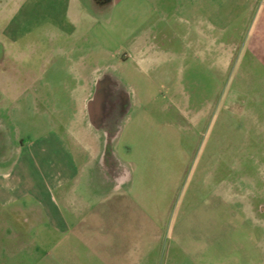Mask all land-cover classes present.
<instances>
[{"label":"rangeland","instance_id":"1","mask_svg":"<svg viewBox=\"0 0 264 264\" xmlns=\"http://www.w3.org/2000/svg\"><path fill=\"white\" fill-rule=\"evenodd\" d=\"M71 2L0 0V264H264V0Z\"/></svg>","mask_w":264,"mask_h":264},{"label":"crops","instance_id":"2","mask_svg":"<svg viewBox=\"0 0 264 264\" xmlns=\"http://www.w3.org/2000/svg\"><path fill=\"white\" fill-rule=\"evenodd\" d=\"M69 1L70 2L72 1L71 3H73V4L77 3V0L76 1L75 0H65V3L69 2ZM83 1L89 2L91 8L94 9V11H101L102 9L111 7L115 0H82V3H83ZM118 2L119 1H117L116 3H118ZM145 2L150 3V4L154 3V7L157 10L160 9L161 11L169 8L170 6H168V5H171V7H170L171 9L190 8L189 7L190 0H169V2H168V0H145ZM208 36H206V37L210 40V37H208ZM152 40L153 39L151 37L145 36V37L140 38L138 41H134L133 48H132V54H133V57H134V60H135V63L137 64V66H141V65L145 64L147 67L148 64L152 65L153 62L154 63L156 62V60H157L156 58L159 56V50L157 49V47H155L152 44ZM209 40H208V42H209ZM222 41H223V39H222ZM203 49H204L203 52H204V56H205V54H208L212 51L211 44H208V43L204 44ZM218 50L220 52H222L221 49H218ZM191 51L194 52V49H193V46L189 43L188 52H191ZM0 52H1V50H0ZM2 52H4V51H2ZM1 55H2V53H1ZM96 114L98 115L97 112H96ZM96 114L94 113V117ZM249 212L252 213L253 210L250 209ZM129 264H131V263L129 262Z\"/></svg>","mask_w":264,"mask_h":264},{"label":"flooded vegetation","instance_id":"3","mask_svg":"<svg viewBox=\"0 0 264 264\" xmlns=\"http://www.w3.org/2000/svg\"><path fill=\"white\" fill-rule=\"evenodd\" d=\"M1 56V55H0Z\"/></svg>","mask_w":264,"mask_h":264}]
</instances>
